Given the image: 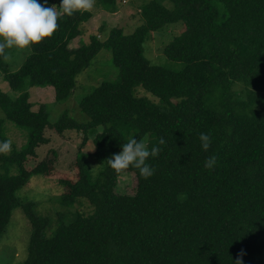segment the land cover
Returning <instances> with one entry per match:
<instances>
[{
	"label": "trees",
	"instance_id": "16d2710c",
	"mask_svg": "<svg viewBox=\"0 0 264 264\" xmlns=\"http://www.w3.org/2000/svg\"><path fill=\"white\" fill-rule=\"evenodd\" d=\"M99 8L115 12L117 1L100 0ZM139 10L144 21L131 32L115 26L103 40L91 34L76 48L69 44L92 12L65 15L15 71L0 58L3 81L18 92L12 98L0 89V141L9 139L6 121L27 130L21 147L12 143L0 154V234L21 207L30 224L21 264H264V0H142ZM176 22L182 28L162 52L183 67L151 64L144 42ZM101 49L110 51L118 77L79 100L82 121L64 111L51 123L45 107L32 108L30 87H52L54 99L65 101ZM49 129L81 133V149L93 143L96 174L79 149L75 179L60 180V204L84 198L88 214L53 222L17 194L32 174L54 169L53 150L25 167L49 143ZM201 133L212 137L207 152ZM130 138L161 149L147 161L156 169L152 177L128 170L136 178L131 195L116 192L117 173L106 161ZM212 155L217 163L209 170L204 161Z\"/></svg>",
	"mask_w": 264,
	"mask_h": 264
},
{
	"label": "rangeland",
	"instance_id": "374dc122",
	"mask_svg": "<svg viewBox=\"0 0 264 264\" xmlns=\"http://www.w3.org/2000/svg\"><path fill=\"white\" fill-rule=\"evenodd\" d=\"M53 1V0H52ZM117 9L115 12H107L99 8L100 0H96V5L92 16L81 24V35L74 38L69 46L76 48L82 42H87L91 34H96L99 39H104L109 30L115 26L124 27V32L129 33L134 28L143 23V18L139 10L142 0H116ZM182 28V22L167 24L162 28L153 31L150 39L144 42L143 54L151 64L163 65L171 69L179 70L183 67L182 62L171 61L163 55V47L174 35L178 34ZM12 60L8 63L9 69L15 71L23 62L26 52L12 49ZM118 77L117 68L111 60V53L106 49H101L92 59L91 64L85 68L76 78V87L73 93L63 102L54 99L52 87L33 86L28 89L32 108L36 109L40 105L48 111V120L53 123L60 115L66 111L78 121L85 117L77 105L79 100L87 94L94 86L102 80H114ZM0 89L12 98L18 92L11 90L7 82L3 81L0 74ZM237 95L243 96L245 93L241 85H234ZM138 95L146 94L153 97L144 89L138 88ZM264 95V92L262 93ZM154 98V97H153ZM155 99V98H154ZM261 108V104H257ZM0 109V118H3ZM4 131L8 138L16 147H21L27 138V130L21 129L6 121L3 123ZM50 141L38 151V157H29L25 167L30 169L37 162L49 154V150L56 152L53 157L54 169L49 175L32 174L24 186L17 192L23 202H32L33 208L38 215L47 216L53 222L59 218L67 219L75 213L88 214L92 207L84 199H78L71 207H63L59 202L61 193L65 190L60 183L62 178L75 179V159L82 142V134L75 130H65L61 134L54 130H47ZM87 156L85 158L90 173L95 175L101 162L93 155L94 146L91 141L87 142L81 149ZM47 152V153H46ZM121 152L118 151V153ZM37 155V154H36ZM98 166V167H96ZM116 192L123 194H133L136 189V178L134 173L128 171L127 174H117ZM52 224L54 225L55 223ZM30 236V224L24 215L21 207L12 210L11 217L4 231L0 234V264H21L27 253V245Z\"/></svg>",
	"mask_w": 264,
	"mask_h": 264
},
{
	"label": "clouds",
	"instance_id": "9594fccd",
	"mask_svg": "<svg viewBox=\"0 0 264 264\" xmlns=\"http://www.w3.org/2000/svg\"><path fill=\"white\" fill-rule=\"evenodd\" d=\"M96 0H60L59 4H49V0H0V58L5 62L12 60V49L32 55V46L51 38L59 30L58 21L65 15L72 16L77 11H91ZM202 149L207 152L212 143L208 133L199 136ZM164 144L163 138L159 141ZM12 147L10 139L0 141V154H9ZM161 149L148 145L143 140L130 138L122 144V151L113 153L106 161L117 174H127L129 169H138L144 179L152 177L156 169L147 163L150 157H157ZM217 163L215 155L204 161V167L213 170ZM98 167V166H96ZM236 264H242L237 260Z\"/></svg>",
	"mask_w": 264,
	"mask_h": 264
}]
</instances>
